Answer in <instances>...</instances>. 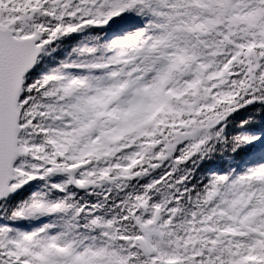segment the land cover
I'll list each match as a JSON object with an SVG mask.
<instances>
[{
  "label": "snow or ice",
  "instance_id": "snow-or-ice-1",
  "mask_svg": "<svg viewBox=\"0 0 264 264\" xmlns=\"http://www.w3.org/2000/svg\"><path fill=\"white\" fill-rule=\"evenodd\" d=\"M256 105L264 0H0V264H264Z\"/></svg>",
  "mask_w": 264,
  "mask_h": 264
},
{
  "label": "trees",
  "instance_id": "trees-1",
  "mask_svg": "<svg viewBox=\"0 0 264 264\" xmlns=\"http://www.w3.org/2000/svg\"><path fill=\"white\" fill-rule=\"evenodd\" d=\"M251 117L253 123L256 126H264V108L259 105L249 107L247 109H242L240 112L235 114L232 118V123L229 126V132L235 133L239 131L238 124L242 119ZM213 163H219V159ZM212 164H205L202 168V171L206 170L209 167H212Z\"/></svg>",
  "mask_w": 264,
  "mask_h": 264
}]
</instances>
